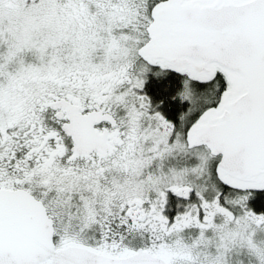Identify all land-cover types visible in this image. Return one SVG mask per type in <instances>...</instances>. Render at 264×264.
<instances>
[{"label": "snow or ice", "instance_id": "obj_1", "mask_svg": "<svg viewBox=\"0 0 264 264\" xmlns=\"http://www.w3.org/2000/svg\"><path fill=\"white\" fill-rule=\"evenodd\" d=\"M0 264H264V0H0Z\"/></svg>", "mask_w": 264, "mask_h": 264}]
</instances>
